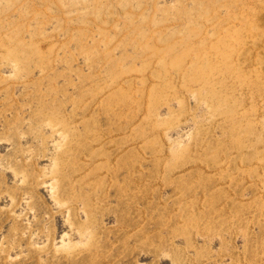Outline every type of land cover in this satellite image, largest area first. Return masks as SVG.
<instances>
[{
    "label": "rangeland",
    "instance_id": "rangeland-1",
    "mask_svg": "<svg viewBox=\"0 0 264 264\" xmlns=\"http://www.w3.org/2000/svg\"><path fill=\"white\" fill-rule=\"evenodd\" d=\"M0 264H264V0H0Z\"/></svg>",
    "mask_w": 264,
    "mask_h": 264
}]
</instances>
